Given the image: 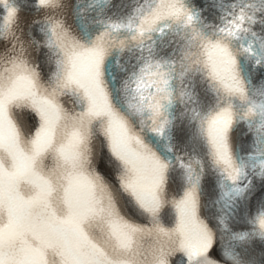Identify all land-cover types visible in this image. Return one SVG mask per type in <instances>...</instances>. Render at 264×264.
Returning a JSON list of instances; mask_svg holds the SVG:
<instances>
[{
    "label": "snow or ice",
    "instance_id": "snow-or-ice-1",
    "mask_svg": "<svg viewBox=\"0 0 264 264\" xmlns=\"http://www.w3.org/2000/svg\"><path fill=\"white\" fill-rule=\"evenodd\" d=\"M0 264H264V0H0Z\"/></svg>",
    "mask_w": 264,
    "mask_h": 264
}]
</instances>
